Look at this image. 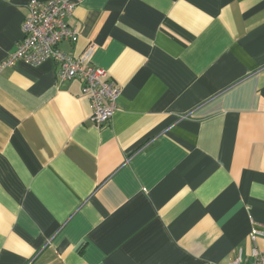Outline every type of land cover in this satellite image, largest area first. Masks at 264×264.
Segmentation results:
<instances>
[{"label":"crops","instance_id":"obj_1","mask_svg":"<svg viewBox=\"0 0 264 264\" xmlns=\"http://www.w3.org/2000/svg\"><path fill=\"white\" fill-rule=\"evenodd\" d=\"M29 0H0V64ZM120 89L96 127L58 65L0 67V264H228L264 249V0H77Z\"/></svg>","mask_w":264,"mask_h":264},{"label":"built area","instance_id":"obj_2","mask_svg":"<svg viewBox=\"0 0 264 264\" xmlns=\"http://www.w3.org/2000/svg\"><path fill=\"white\" fill-rule=\"evenodd\" d=\"M77 0H29L27 12L21 24L23 37L16 48L1 62L0 67L11 66L21 60L37 65L53 59L60 81L78 79L82 93L88 98L90 117L96 127L108 123L117 107L120 89L111 79H105L106 71L91 63L92 46L77 55L68 54L58 47L63 40L75 42L79 31L69 23ZM264 232L254 231L250 237ZM249 264H264V249H251ZM228 264H243L241 253Z\"/></svg>","mask_w":264,"mask_h":264}]
</instances>
